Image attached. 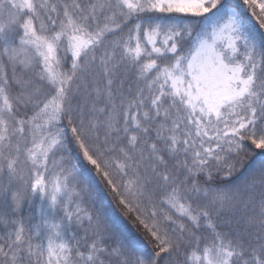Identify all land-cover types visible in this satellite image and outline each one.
Returning <instances> with one entry per match:
<instances>
[{
	"label": "snow or ice",
	"instance_id": "snow-or-ice-1",
	"mask_svg": "<svg viewBox=\"0 0 264 264\" xmlns=\"http://www.w3.org/2000/svg\"><path fill=\"white\" fill-rule=\"evenodd\" d=\"M261 30L264 0H0V264H264Z\"/></svg>",
	"mask_w": 264,
	"mask_h": 264
},
{
	"label": "trees",
	"instance_id": "trees-1",
	"mask_svg": "<svg viewBox=\"0 0 264 264\" xmlns=\"http://www.w3.org/2000/svg\"><path fill=\"white\" fill-rule=\"evenodd\" d=\"M246 15L248 17V23L258 29L259 25L256 24L255 20L251 17V12L248 11ZM258 159H259L258 156L249 158L250 164H255L258 161ZM250 164L246 162V167L250 166ZM97 182L103 193V202L105 207L112 209L115 212V214L120 218L123 226L128 230V232L136 236L144 245V247L147 248L149 251H151V247H152L151 242L146 236V234L143 232V230L139 228V226L135 224V222L130 217L124 215L122 209L117 205L116 201L113 199V196L105 188L104 184L99 181V178H97Z\"/></svg>",
	"mask_w": 264,
	"mask_h": 264
}]
</instances>
